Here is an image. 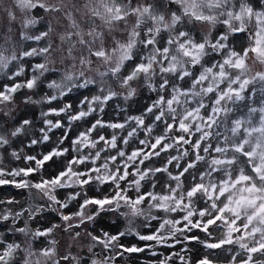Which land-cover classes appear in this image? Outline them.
I'll list each match as a JSON object with an SVG mask.
<instances>
[{
  "label": "snow or ice",
  "instance_id": "6c2138e0",
  "mask_svg": "<svg viewBox=\"0 0 264 264\" xmlns=\"http://www.w3.org/2000/svg\"><path fill=\"white\" fill-rule=\"evenodd\" d=\"M69 4L71 0H68V3L59 0L58 4L49 3V0H14L15 7L21 12V40L39 42L54 32L49 22L46 31L29 34L28 30L43 19L33 15L37 8L45 13H61L67 25L58 34L60 44L56 49L52 42H47L44 47H33L19 53L15 46L9 50L0 45V72L25 57H47L56 50L62 55L61 64L63 59H68L71 65L59 81L52 80L48 83L47 87L55 89L56 92L44 97L43 102L51 104L71 93L73 89L96 84L97 80L90 77L89 72H94L101 83H105V78L111 79L124 90L125 100L137 94L133 83L141 80L150 92L156 94V99L145 107L143 113L130 116L123 123L106 122L98 117L88 130L81 132L72 141L73 148L78 153L82 148L97 150L73 157L67 162L65 170L55 177L42 179L35 184H30L27 180L15 182L4 178L7 175L27 177L39 171L53 158L66 155L68 148L58 146L40 158L27 156V160L34 161V168H21L11 172L0 168V185L15 183L19 188L34 187L40 190L52 205L57 206L49 205V209L59 212L63 221L78 218L80 224L95 221L102 212L115 211L122 206L128 209V212L124 213L126 216L144 215L141 205L149 200V209L185 212L182 218L186 221L185 228L189 231L197 228L205 232L209 239L202 243L207 249L238 245L245 254L240 264H264L262 259L254 260L255 254L264 256V101L260 107L250 106L247 107L246 113L237 114L240 112L239 102L246 99L244 93L248 86L253 82L264 84V72L252 74L249 66L250 60L264 64V7H256L250 0H165L164 11L141 0L136 3L133 0H85L82 9L75 4L69 7ZM7 11L11 20L17 19L11 9ZM77 14L80 16L79 20L76 18ZM130 18H134V23L130 22ZM197 24L207 26L206 30H201L199 36L190 27ZM218 24L224 26V31L215 32ZM117 32L125 38H118ZM238 34H244L247 40V45L240 50H237L232 42V38ZM215 56L219 59H213ZM52 63L46 58L43 63L32 66L31 71L36 74L23 82H15L16 77L25 73L23 64H18L16 71L9 76L13 83L0 90V103L11 102L13 94L23 88H35L44 73L57 70L51 67ZM99 91V95L85 97L81 107L74 113L72 104L66 103L60 108L42 112L41 115L47 117L50 114H66L69 122L78 121L92 113H102L109 100L121 95L110 85L107 88L101 87ZM261 91L264 92V87ZM26 102L39 103L32 101L30 97ZM205 111L207 114H204ZM148 114L153 117L151 124L145 123ZM129 122L134 123L136 127L127 133L128 137L135 135L137 128L150 135L157 122L164 125V133L152 140L139 141L150 150L141 148L130 154L118 148L116 134L110 138L100 134L92 138V132L98 128L124 129ZM31 123L30 120H23L10 135L15 137L22 134L25 127ZM44 123L49 131L64 127L59 120L46 119ZM40 131L43 133L41 140H31L32 145L49 140L48 132L45 129ZM174 131L177 134L169 135ZM65 139L67 135L60 139L59 144H63ZM101 142L103 146L97 148ZM8 143L9 140L0 135V145ZM122 143L126 145L128 139H123ZM185 145L189 147L186 148ZM173 148L179 154L168 158L165 166L141 167L145 161ZM106 149L117 151L115 155L106 156L102 160L101 153ZM190 152L192 159L181 166V161L188 157ZM13 155L19 158L16 153ZM118 158H122L121 165L113 167ZM98 161L100 164L97 166ZM201 161L206 165L205 169L198 175H192V183L185 189L182 178L185 174L191 175L190 169L196 168ZM89 162L92 166L87 170L73 169V165ZM174 162L178 169L176 174L168 169V165ZM129 168L133 170L130 172ZM162 172L167 173L169 180L175 184L164 185V191L160 193H141L142 182L151 180L156 173ZM130 176L132 178L129 180ZM92 182L100 185L111 183L112 194L86 197L80 204L79 211L65 215L62 210L68 208L71 201L77 199L81 192L70 193L65 200H59L53 194L55 189L73 185L83 189V186ZM122 182L126 187H121ZM151 187L155 189V183ZM129 190H135L137 195L130 197L127 194ZM197 196L205 201V207L199 212L192 207L193 199ZM89 205L96 209L92 214H86L85 209ZM44 210L45 206H38L29 213L30 219ZM21 215L23 212L16 214ZM194 215L201 219L193 222L191 218ZM10 216L11 214L4 215L0 219L8 220ZM204 217L207 219H203ZM151 219L156 217L152 216ZM13 221L15 222L14 218ZM179 223L181 221L165 219L160 224V229L170 225L169 235L175 238L176 232L184 231V228H177ZM210 225L223 229L218 239L212 238V233L208 231ZM55 227L58 225L36 229L31 235L33 238L48 236ZM13 230L29 234L27 226ZM89 235L92 241L102 245L105 250L119 247L122 249L121 255L123 252L145 250L135 245L125 247L119 244L120 238L126 235L125 232L114 235L108 232ZM136 235L141 241L164 243L168 239L159 232ZM186 239L199 240V237ZM0 245H4L0 248V264H12L21 245L8 243L2 237ZM25 251L24 264H33L31 258L34 256L37 258L35 264H40V258L51 261L55 256L53 248H44L37 252L28 247ZM89 251L92 249L89 248ZM239 255L240 252H237L236 256ZM63 259L68 260L70 257L65 256ZM71 259L76 260L75 257ZM110 259L112 258L105 255L103 260L92 259L91 264H109ZM54 264H59V261H54ZM198 264H213V261L206 256ZM232 264H235V256Z\"/></svg>",
  "mask_w": 264,
  "mask_h": 264
},
{
  "label": "rangeland",
  "instance_id": "374dc122",
  "mask_svg": "<svg viewBox=\"0 0 264 264\" xmlns=\"http://www.w3.org/2000/svg\"><path fill=\"white\" fill-rule=\"evenodd\" d=\"M133 2L136 3L137 0H133ZM141 2L152 3L161 8L162 11L165 10L163 7L165 5V0H141ZM250 2L256 7H264V0H250ZM49 3L58 4L59 0H49ZM65 3H68V0H65ZM84 3L85 0H71V4H75L81 9ZM71 4H69V7H71ZM8 9L14 12L17 17L16 20H11L9 18ZM33 15L42 17L43 19L39 24L28 30L29 34H39L41 31H46L47 24L50 22L54 29L50 37L39 42L21 40L20 10L15 7L14 0H0V45H4L9 48V50L15 46V50L18 53L24 50H30L33 47H44L47 42H52L54 49H56L60 44L58 34L64 30L67 21L63 18L61 13H45L39 8L34 10ZM76 18L78 20L80 19L79 14L76 15ZM130 22L134 23V18H130ZM190 27H192L194 33L199 36L201 30H206L207 26L197 24ZM222 31H224V26L218 24L215 32L218 33ZM116 35L118 38H125L120 32H117ZM232 42L237 50L247 45L244 34H238L236 37H233ZM64 47L66 48L67 45ZM46 58L53 62L51 67L56 68V71L44 73V75L38 79L35 88H23L13 94L11 102L0 103V135H3L9 140L8 144L0 145V168L4 169L6 172L21 168H34L36 166L34 161L27 160V156L40 158L43 154L50 152L58 146L61 148H68L69 152L64 156L56 157L46 162L39 171L27 177L11 175L4 177L10 181L20 182L21 180H27L30 184H35L42 179L55 177L59 172L65 170L67 162L73 157L94 153L97 150L82 148L78 153L74 150L72 141H74L81 132L88 130L98 117L106 122L123 123L128 117L143 113L145 107L156 99V94L150 92L141 80L133 83V87L136 88L137 94L125 100L123 96L124 90L113 83L111 79L105 78V83H101L99 77L96 76L94 72H89L88 75L97 80L96 84L90 85L87 88L73 89L71 93L61 99L53 101L51 104L43 102L44 97L55 94L56 92L55 89L47 87L48 83L52 80L59 81L64 71L69 69L71 65V61L68 59H63L61 64L62 55L56 50L47 57H25L19 62H13V64L9 65L8 69L0 72V90H2L5 85L13 83V81L9 79V76L16 71L18 64H23L25 73L16 77L15 82L25 81L36 74L31 71L32 66L37 63H43ZM213 59H219V57L215 56ZM93 60L95 62V58H93ZM249 66L252 74L264 72V64L250 60ZM109 85L115 91L121 93V95L109 100L104 105V111L102 113L95 112L81 120L72 122H69L66 114H61L60 116L50 114L47 117L41 115L42 112H48L51 108H60L66 103L72 104V112L74 113L81 107V102L85 97L91 98L94 95H99L100 88H107ZM186 85L187 82H185V86ZM262 87H264V84L260 82H253L248 86L244 93L246 99L239 102L240 112L237 114L246 113L247 107L261 106V102L264 101V92L261 91ZM29 95H33V101H39V103L26 102L25 98H28ZM84 108L86 110V105H84ZM204 114H207L206 111ZM25 119L30 120L32 123L25 127L22 134L12 137L10 132L18 127ZM46 119H52L53 121L59 120L64 127L51 129L49 131L48 126L44 123ZM152 122V114H148L145 118V123L151 124ZM135 127L136 125L134 123L129 122L124 129L98 128L95 132H92L91 135L92 138H96L98 134L110 138L111 135L116 134L118 137V148L130 154L132 151L141 148L150 150L147 149L146 145H141L139 141L142 139L152 140L155 136L164 133V125L157 122L150 135L142 129L137 128L136 134L132 137H128L127 133ZM41 129H45V131L48 132L49 140L32 145L31 140H41L43 135L40 131ZM175 134L177 133L174 131L169 135ZM65 135H67V139L64 140L63 144H59L60 139ZM125 138L128 139L126 145L122 143V140ZM192 139L194 140L195 137H192ZM212 142L215 143L214 140ZM102 146L103 142L98 144L97 148ZM184 147L188 148L189 146L185 145ZM116 151V149H106L101 153V159L103 160L104 157L109 155H115ZM13 153H16L19 158L13 155ZM178 154L175 148L169 149L167 152H161L159 156H154L152 159L145 161L141 167H163L168 158ZM190 159H192L191 152L188 157H185L184 160L181 161V166ZM121 163L122 158H118L113 167L120 166ZM99 164L100 161L97 162V166ZM91 166L89 162L82 165H73V169L75 171H82L87 170ZM205 167L206 165L201 161L196 168L190 169L191 175L185 174L182 178L185 189L192 183V175H198ZM168 169L173 174H176L178 171L175 167V162L172 165H168ZM132 170V168H129L130 172ZM131 178L130 176L129 180ZM153 183L156 185L155 189L151 187ZM168 183L175 184L174 181L169 180L167 173H156L151 180L142 182L141 193L148 191H155L157 193L163 192L164 185ZM121 187H126V185L122 182ZM73 192H81V195L77 199L71 201L68 208L62 210L65 215H72L79 211L80 204L86 197H101L112 194L113 186L111 183L100 185L97 182H92L89 185L83 186V189L78 185H73L68 188H57L53 194L57 199L65 200L68 195ZM127 194L130 197H135L137 195L135 190H129ZM9 201H11V203H9ZM150 203L151 201L146 200L141 205V208L144 210V215L135 217L131 215L126 216L124 213L128 212V209L122 206L115 211L102 212L100 216L96 217L95 221H86L84 224H80L78 218H73L66 222L63 221L59 212L49 209V205L51 207L57 206L52 205L47 197L34 187L19 188L16 187L15 183L0 185V217L11 214L8 220L0 219V237L8 243L14 242L21 245V249L16 253L12 264H24L26 256L25 249L28 247H31L32 250L37 252L44 248L55 249V256L53 259L51 261H45V259L40 258V264H54V261L57 260L59 264H77V260L79 264H91L92 259L98 258L103 260L105 255L112 258L109 260V264H161V262H164V264H198V262L206 256L213 261V264H232L233 256H235V264H240L241 259L245 258V254L239 249L238 245H225L224 248L214 250L207 249L202 243V241L209 239L205 232L197 228H192L191 231L185 228L186 221L182 219L186 214L185 212L180 210L176 212H165L162 209H149ZM41 205L45 206V210L30 219L29 213ZM192 207L196 212H199V210L205 207V201L197 196L193 199ZM85 211L86 214H92L96 209L94 206L89 205ZM21 212H23V215L16 216L17 213ZM152 216H155L156 219H151ZM165 219L181 221V223L177 225V228H184V231L176 232L175 238H172L169 235L170 225H165L163 230L160 229V224L163 223ZM191 219L193 222H196L201 218L194 215ZM203 219L206 220L207 217ZM53 225H58V227H55L50 235L36 238L32 237V231L36 229H46ZM68 225H72V227ZM26 226L29 229L28 235L13 230ZM208 231L212 233L213 239H218L223 229L218 228L217 225H210ZM102 232H108L113 235L119 232H125L126 235L120 238L119 244L125 247L135 245L137 247H143L145 250L143 252L134 253L123 252L122 255L120 254L122 249L119 247H115L112 250H105L102 245L92 241L89 235V233H91V235H101ZM155 232L167 236L168 239L166 242L157 243L155 241H141L136 235V233L148 235ZM77 233H79V235H77ZM186 237H199V240L186 239ZM176 240L181 242L176 243ZM3 247L4 245H0V248ZM89 248H91L92 251H89ZM237 252H240L239 256H236ZM65 256H69L70 259L64 260L63 257ZM71 257H75L76 260L71 259ZM31 259L33 264H35L37 258L34 256ZM256 259L264 260V256L255 254L254 260Z\"/></svg>",
  "mask_w": 264,
  "mask_h": 264
},
{
  "label": "water",
  "instance_id": "95a60500",
  "mask_svg": "<svg viewBox=\"0 0 264 264\" xmlns=\"http://www.w3.org/2000/svg\"><path fill=\"white\" fill-rule=\"evenodd\" d=\"M40 79V78H39ZM20 82H23V81H20ZM20 91V90H19ZM15 94V93H14ZM29 97L31 98V100L33 101L34 100V97L32 95H29ZM28 97V98H29ZM28 98H25V101L28 99Z\"/></svg>",
  "mask_w": 264,
  "mask_h": 264
},
{
  "label": "trees",
  "instance_id": "16d2710c",
  "mask_svg": "<svg viewBox=\"0 0 264 264\" xmlns=\"http://www.w3.org/2000/svg\"><path fill=\"white\" fill-rule=\"evenodd\" d=\"M168 175V174H167Z\"/></svg>",
  "mask_w": 264,
  "mask_h": 264
}]
</instances>
